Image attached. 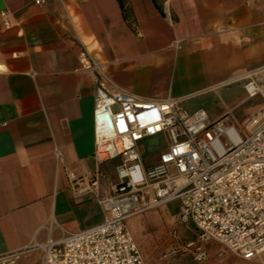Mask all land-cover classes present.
<instances>
[{
  "label": "crops",
  "instance_id": "crops-1",
  "mask_svg": "<svg viewBox=\"0 0 264 264\" xmlns=\"http://www.w3.org/2000/svg\"><path fill=\"white\" fill-rule=\"evenodd\" d=\"M0 11L12 24L0 32V260L103 222L97 196L116 178L93 158L96 81L210 121L241 125L256 109L243 85L264 67V0H0Z\"/></svg>",
  "mask_w": 264,
  "mask_h": 264
},
{
  "label": "built area",
  "instance_id": "built-area-1",
  "mask_svg": "<svg viewBox=\"0 0 264 264\" xmlns=\"http://www.w3.org/2000/svg\"><path fill=\"white\" fill-rule=\"evenodd\" d=\"M11 27L7 11H0V32ZM243 90L258 102L234 125L226 117L210 121L201 110L191 113L176 99L142 101L96 81L93 158L112 163L116 178L111 194L97 196L103 222L48 237L29 252L39 264H145L126 220L176 202L178 226H191L194 237L171 229L165 256L207 264L211 248L221 246L264 264V67L245 77ZM155 139L163 149L146 165L140 150ZM67 176L78 182L73 173ZM103 178L99 171L91 186Z\"/></svg>",
  "mask_w": 264,
  "mask_h": 264
},
{
  "label": "rangeland",
  "instance_id": "rangeland-1",
  "mask_svg": "<svg viewBox=\"0 0 264 264\" xmlns=\"http://www.w3.org/2000/svg\"><path fill=\"white\" fill-rule=\"evenodd\" d=\"M238 96V84H232L227 89L225 102L230 103ZM258 98L251 100V104H256ZM241 112V109L239 110ZM238 113V112H237ZM163 149V143L160 139L146 143L140 154L146 165H152L156 162L159 153ZM166 209H158L151 213L144 214L142 216L132 217L130 219H136L137 225L135 227L130 226L127 223V227L132 233L135 242L141 251L145 264H196L190 258L183 256H165L167 236L171 229L179 227L176 217L173 214L177 211L176 203H172ZM171 215H170V214ZM159 214L153 218L151 215ZM129 219V220H130ZM179 231L183 233L185 238L194 237V229L189 226V230L185 231L179 227ZM222 252V256L218 257L217 253ZM0 264H39V257L36 253L28 252L21 255H15L6 257L0 260ZM207 264H259L257 262H247L236 257L235 255L227 252L221 246L212 247L210 260Z\"/></svg>",
  "mask_w": 264,
  "mask_h": 264
}]
</instances>
